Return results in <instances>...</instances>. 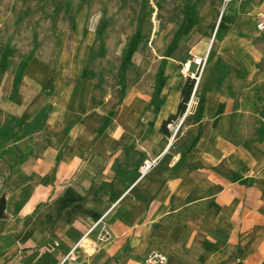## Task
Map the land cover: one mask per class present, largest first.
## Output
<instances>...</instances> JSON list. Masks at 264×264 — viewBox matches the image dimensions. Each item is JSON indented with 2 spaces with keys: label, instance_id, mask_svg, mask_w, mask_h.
I'll return each instance as SVG.
<instances>
[{
  "label": "crops",
  "instance_id": "0c3cea01",
  "mask_svg": "<svg viewBox=\"0 0 264 264\" xmlns=\"http://www.w3.org/2000/svg\"><path fill=\"white\" fill-rule=\"evenodd\" d=\"M158 60V99L136 84L99 131L78 118L51 130L33 103L42 92L17 102L23 89L6 99L0 84V264H56L94 224V254L72 264H141L153 251L165 264H264V90L194 108L172 150L160 127L177 109L165 97L181 62Z\"/></svg>",
  "mask_w": 264,
  "mask_h": 264
},
{
  "label": "rangeland",
  "instance_id": "374dc122",
  "mask_svg": "<svg viewBox=\"0 0 264 264\" xmlns=\"http://www.w3.org/2000/svg\"><path fill=\"white\" fill-rule=\"evenodd\" d=\"M263 11L264 0H0V84L6 99L12 89H23L11 97L17 102L24 88L42 92L33 103L49 109L51 130L78 118L99 131L136 84L151 94L145 98L158 99L166 87L164 77L156 81L159 57L181 62L165 97L171 107L183 100L184 84L194 80L181 75L182 67L194 74L191 59L207 55L190 114L245 88L258 101L264 90V32L255 24ZM135 62L142 72L130 69ZM183 121L173 139L166 136L172 150L184 149L174 142L185 135Z\"/></svg>",
  "mask_w": 264,
  "mask_h": 264
},
{
  "label": "built area",
  "instance_id": "2783aa9c",
  "mask_svg": "<svg viewBox=\"0 0 264 264\" xmlns=\"http://www.w3.org/2000/svg\"><path fill=\"white\" fill-rule=\"evenodd\" d=\"M255 27H256V30L258 32H264V11L259 14V20H258V22H256ZM206 62H207V55H204L202 57L192 58L191 64L195 68L194 74H191L190 72H188L185 69V67H182V69L180 70V73L184 78H187L188 76H193L194 80H196V84L194 82L192 94L190 93L191 94L190 100L185 107V111H184L181 119L177 120L175 122H173V121L168 122L166 124V128L170 132V135L172 134V139L175 136V134L177 133V131H178V129L182 123V120L190 111V108H191L192 103H193V98H194L193 96H194V92L196 89V85H197V82H198V79H199L201 73L203 72V69L206 65ZM194 75H197L198 77L196 78ZM159 158H160L159 156H156L153 158L143 160L142 163L138 167L139 178L144 177L150 171L155 169L159 164V161H160ZM95 226H96V224L92 225L88 229V231L86 233H84L70 247V249L59 259V261L56 264H72L74 262H77L79 255H83L85 257L92 256L96 250V247H95L94 242L88 237V235L94 229ZM105 236H106V231L104 230V228H102L100 233L98 234V237H99V239H102ZM57 246H58V244L54 243V247H57ZM43 252H44L43 250L38 249L35 256L40 257L43 254ZM165 262H166V256L165 255H163L160 252L153 251V252H150L146 256V258L143 260V262L141 264H165ZM18 264H24V263L19 262Z\"/></svg>",
  "mask_w": 264,
  "mask_h": 264
},
{
  "label": "trees",
  "instance_id": "16d2710c",
  "mask_svg": "<svg viewBox=\"0 0 264 264\" xmlns=\"http://www.w3.org/2000/svg\"><path fill=\"white\" fill-rule=\"evenodd\" d=\"M193 86H194L193 80H189V81H187V83L184 84L183 88L181 89V96H182L183 100L177 105L175 117L167 119V120L162 122L160 130L165 136H170V132L166 128V124L168 122H172L174 120V118H176L178 116L180 117L183 115V113L185 111V107H186V100L189 97V95L193 89Z\"/></svg>",
  "mask_w": 264,
  "mask_h": 264
},
{
  "label": "water",
  "instance_id": "95a60500",
  "mask_svg": "<svg viewBox=\"0 0 264 264\" xmlns=\"http://www.w3.org/2000/svg\"><path fill=\"white\" fill-rule=\"evenodd\" d=\"M220 16H221V14H220ZM220 16H219V18H218V21H219V19H220ZM218 21H217V23H218Z\"/></svg>",
  "mask_w": 264,
  "mask_h": 264
},
{
  "label": "bare ground",
  "instance_id": "6f19581e",
  "mask_svg": "<svg viewBox=\"0 0 264 264\" xmlns=\"http://www.w3.org/2000/svg\"><path fill=\"white\" fill-rule=\"evenodd\" d=\"M195 95V94H194Z\"/></svg>",
  "mask_w": 264,
  "mask_h": 264
}]
</instances>
